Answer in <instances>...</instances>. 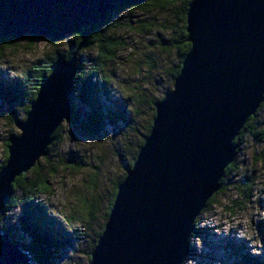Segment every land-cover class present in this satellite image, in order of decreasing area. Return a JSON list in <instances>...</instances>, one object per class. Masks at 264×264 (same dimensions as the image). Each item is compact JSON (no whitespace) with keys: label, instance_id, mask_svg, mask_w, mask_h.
Instances as JSON below:
<instances>
[{"label":"water","instance_id":"1","mask_svg":"<svg viewBox=\"0 0 264 264\" xmlns=\"http://www.w3.org/2000/svg\"><path fill=\"white\" fill-rule=\"evenodd\" d=\"M150 1L0 0V38L84 36L69 59L57 57L15 121L19 133L8 137L0 168V218L14 179L46 155L54 131L73 117L85 36L118 5ZM185 32L190 48L171 90L154 104L149 133L87 264H184L195 220L218 193L238 151L234 141L264 100V0H189ZM0 264L38 263L0 227Z\"/></svg>","mask_w":264,"mask_h":264},{"label":"rangeland","instance_id":"2","mask_svg":"<svg viewBox=\"0 0 264 264\" xmlns=\"http://www.w3.org/2000/svg\"><path fill=\"white\" fill-rule=\"evenodd\" d=\"M174 6L178 7V3ZM166 25L171 27L170 31H164ZM103 30L105 39L123 44L113 50L112 59L105 62L101 72L108 81V98L98 97L106 119L99 120L103 121L101 126L91 127L93 133L63 121L62 141L35 163L46 176L47 170H57L48 180L52 195L48 197L43 192L36 199L43 203L46 218L51 219L45 227L51 232L54 229L58 235L54 241H67L52 250L48 264L88 263V252L104 222L110 193L145 134L153 102L172 88L170 71L177 59L166 40L178 36L180 23L170 11H158L152 6L143 10L120 7L111 13ZM68 35L55 44L45 38L31 40L27 36L16 40L0 59V81L19 77L45 55L65 50ZM95 54V50L85 51L83 57ZM91 82L98 83L96 79ZM79 88L76 82L72 98L78 118H83L87 108L78 97ZM19 109L15 107L14 115L23 119L25 114ZM107 109L121 111L115 124L110 123L111 112ZM259 113L262 116V111ZM7 114L0 99V164L6 138L19 133L14 123L4 120ZM263 154L260 143L248 134L242 137L234 158V171L224 178L223 188L212 205L198 217L196 227L200 234L191 236L192 252L184 264H246L241 262L242 258L264 262V160H260ZM242 183L251 187L249 197L243 198L237 190L243 188ZM10 194L17 196L13 191ZM2 215L0 221L3 227H10L15 243L22 247L29 241H40L36 238L41 232L33 226L37 233L26 228L23 208L8 209Z\"/></svg>","mask_w":264,"mask_h":264},{"label":"trees","instance_id":"3","mask_svg":"<svg viewBox=\"0 0 264 264\" xmlns=\"http://www.w3.org/2000/svg\"><path fill=\"white\" fill-rule=\"evenodd\" d=\"M188 2L189 0H153L150 2L138 3V4H127V5L120 4L115 9L117 10L120 7H124L128 9L143 10L144 7L152 6L154 9L158 11L159 10L170 11L172 15L175 17L176 21L180 23V31L178 32V36L174 38H170L169 40H166L168 44V48L171 47L169 49L175 50L176 59H177V63L170 71L171 84L173 83V79L179 71L180 64H181V61L184 55L187 53V51L190 48V44L186 41V32H185V13H186ZM176 3H178V7L174 6V4ZM111 13L105 20L95 25L94 29L85 36V45L82 47V49L77 54V58H78L77 68H76V74L73 79L72 94L74 93V90H75L74 84L78 82L80 84L78 97L80 98L81 102L84 104L85 108H87L86 110L87 113H84L83 118H78L79 116L78 110L74 111L73 117L68 122L71 124H75L79 128L89 133L94 132V130H91V127H98L103 124V121H99V120L101 119L103 120V118L106 119V115L103 110L104 108L103 103L99 99V98H102V100L103 99L106 100L108 98V90H107V85H106L108 84V81L105 79L106 76L101 74L103 70V65L105 64L106 61H109L112 59L111 56H112L113 50L123 45L117 40H112L110 38L105 39L103 26L109 21ZM164 28H165L164 31H170L171 27H168V25H166ZM25 36L29 37L31 40H36L39 38V37L32 36V35H25ZM68 36L69 37L66 38V41H65L66 49L63 50L62 52H59L56 50L50 56L45 55V58L43 60L37 63H34L29 70H26L25 72L20 73L19 77H14L11 79H7L5 81L4 80L0 81V95H1L0 99L2 100L3 104H5L6 112L8 113L7 114L8 117L6 116L4 120L8 119L11 123L15 124V121L20 119L16 115H14L15 107H20L19 110H23V113L26 114V112L29 109L30 102L36 96L40 83L47 77V75L51 71L52 67L55 64L57 57L63 56L64 58L69 59L72 53L74 52V50L77 48L78 44L84 38L82 30L70 33ZM21 38L22 37L20 38H0V59L4 57V50L10 49L12 44L16 40L21 39ZM48 42L51 44H55L56 42H59V40L57 41L48 40ZM92 50L96 51L95 56L93 57L88 56L87 58L83 57V54L85 51L89 52ZM91 79H96L98 83L97 82L92 83ZM169 90L170 88H168L166 92H168ZM73 100L74 98H71V104L74 107ZM259 111L260 112L262 111L263 113L262 116L259 115L260 114ZM107 112H111L110 115L108 116L110 123L115 124V121L119 117V114L121 113V111L117 109V112H113L107 109ZM112 114H115L116 117L114 116L115 118H113L111 116ZM153 116H154V107H153L152 116L150 120L148 121L147 126L145 128V134L143 135V138L137 144V147L132 155V158L129 164L124 169V172L121 178L115 183L113 191L110 193L107 211L105 212V215H104V222L100 227L98 236L101 234L103 230V226L107 219L110 207L112 205V202H113L116 190H117V186L124 179L126 175V170L132 166V163L135 160L136 154L144 142V137L149 133ZM61 128L62 127L60 125L52 134V137H51L52 141L50 145L47 147L46 153L51 147L56 146L62 141ZM245 134L250 135L254 141L260 143L262 145L263 153H264V100L260 104L255 115H253L247 120L242 130L240 131L238 137L235 139L234 144L237 145L238 150L241 145L242 137ZM9 135L11 136V134ZM9 135L8 137H10ZM7 146H8V138H6L5 143H4V157L0 164V168L4 165L5 160L7 158ZM260 160H264V154L261 156ZM233 171H234V161L232 164H230L225 169L224 176L220 181L221 187L218 193L223 188L224 178L228 177V175H230ZM46 173L49 174V176L44 175L43 172L36 165H34L29 170V172L16 177L12 184V191L17 193V196L10 194L6 200V203L4 205V210H3V211L8 210V209L10 210L16 207L23 208L24 210L23 217L25 218L26 228H29V226L32 225L34 228H36L38 232H41L40 233L41 236L37 235V238H36V240L38 239L40 240L39 242L29 241L26 245L22 246L23 249L28 250L33 254V259L38 264H48L47 258L49 257V255L52 254V250L62 247L64 245L63 243L67 244L66 240H63V242L54 241V239L58 235L56 234L54 229L51 232L50 229L45 227L46 222L48 224L51 221V219L46 218L47 216L43 208V203L36 199V196L39 193L45 192L48 194V197L52 195V192L49 189L50 183L48 180L51 177V175L57 174V170H54L52 168V169L47 170ZM242 185H243V188L239 187L237 190L240 191L241 196L243 198L249 197L251 187L245 183H242ZM216 194H214L212 198L208 201V204L205 207V209L208 206L212 205ZM205 209H203L200 215L205 211ZM197 223H198V218H196L195 220L194 232L191 235L192 237L200 234L196 227ZM0 227L4 230L11 232L10 227L9 228L3 227L1 221H0ZM96 240L93 242V244H91L92 246L89 249L88 254H90V252L92 251L96 243ZM190 250H191L190 252H192L191 248ZM89 259H90V256H88V260ZM249 261H246L244 258H242L241 262L246 263V264H264V262H261L257 259H252Z\"/></svg>","mask_w":264,"mask_h":264}]
</instances>
